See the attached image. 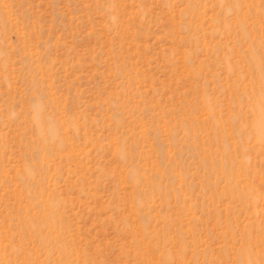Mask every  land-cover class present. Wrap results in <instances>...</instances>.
Wrapping results in <instances>:
<instances>
[{
	"label": "rangeland",
	"instance_id": "obj_1",
	"mask_svg": "<svg viewBox=\"0 0 264 264\" xmlns=\"http://www.w3.org/2000/svg\"><path fill=\"white\" fill-rule=\"evenodd\" d=\"M0 264H264V0H0Z\"/></svg>",
	"mask_w": 264,
	"mask_h": 264
}]
</instances>
